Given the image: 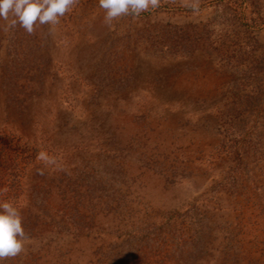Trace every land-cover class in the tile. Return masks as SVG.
I'll return each mask as SVG.
<instances>
[{"label": "rangeland", "instance_id": "rangeland-1", "mask_svg": "<svg viewBox=\"0 0 264 264\" xmlns=\"http://www.w3.org/2000/svg\"><path fill=\"white\" fill-rule=\"evenodd\" d=\"M104 15L0 20V264H264V0Z\"/></svg>", "mask_w": 264, "mask_h": 264}, {"label": "clouds", "instance_id": "clouds-1", "mask_svg": "<svg viewBox=\"0 0 264 264\" xmlns=\"http://www.w3.org/2000/svg\"><path fill=\"white\" fill-rule=\"evenodd\" d=\"M79 0H0V20L7 32L17 26L29 35L34 34L37 26L56 25L66 12ZM160 0H99V7L105 10L104 23L125 15L139 16L150 7L155 9ZM21 211L11 201L0 202V262L15 257L24 250L27 239Z\"/></svg>", "mask_w": 264, "mask_h": 264}]
</instances>
